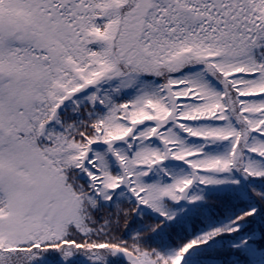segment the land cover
Wrapping results in <instances>:
<instances>
[{
	"label": "snow or ice",
	"instance_id": "6c2138e0",
	"mask_svg": "<svg viewBox=\"0 0 264 264\" xmlns=\"http://www.w3.org/2000/svg\"><path fill=\"white\" fill-rule=\"evenodd\" d=\"M0 264H264V0H0Z\"/></svg>",
	"mask_w": 264,
	"mask_h": 264
}]
</instances>
